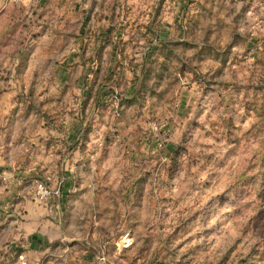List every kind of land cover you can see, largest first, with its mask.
Returning a JSON list of instances; mask_svg holds the SVG:
<instances>
[{
  "label": "rangeland",
  "instance_id": "rangeland-1",
  "mask_svg": "<svg viewBox=\"0 0 264 264\" xmlns=\"http://www.w3.org/2000/svg\"><path fill=\"white\" fill-rule=\"evenodd\" d=\"M0 264H264V0H0Z\"/></svg>",
  "mask_w": 264,
  "mask_h": 264
},
{
  "label": "crops",
  "instance_id": "crops-1",
  "mask_svg": "<svg viewBox=\"0 0 264 264\" xmlns=\"http://www.w3.org/2000/svg\"><path fill=\"white\" fill-rule=\"evenodd\" d=\"M75 122V123H74ZM74 122H73V126H76V121L74 120ZM20 160V161H19ZM19 163L20 162H23V159H20L19 158ZM19 168H22V167H19ZM18 174H20V175H22L23 174V172L21 171V172H17L15 175H18ZM17 177V176H16ZM17 179V182H13V184H12V186H15V188H13V189H11V196L12 197H15V196H18V195H21V193L20 192H22L21 191V189H19V187H17V185H16V183L19 185L20 184V180H19V178H16ZM19 190V191H18ZM61 191H62V195H63V193H64V191H63V189L61 188ZM39 203V202H38ZM38 203H32V205H33V207L35 208V209H37L38 210V212H40V214H37V215H39V218L37 217V220H38V222H36V223H34V225L35 224H37V226H40V224H43V225H45L44 227H39V229H41V231H40V233L39 234H37V232H35L34 231V225H33V223H31L30 225H28V227H27V225L24 227V229L26 230V232H27V234H28V241H29V243H31L32 245H34V246H37V243H39V241H40V239H41V237L39 236V235H44V232H45V227H48V225L46 224V222H49V220H45V219H43L42 220V218H41V216L40 215H48V207H44V206H39L38 205ZM64 204V203H63ZM24 205V204H23ZM63 206V205H62ZM56 209L58 210V209H62V207H61V205L59 204L57 207H56ZM56 210V211H57ZM55 211V212H56ZM51 213H54L53 211L51 212ZM56 214H57V212H56ZM33 219H34V217H32ZM57 224H58V222H57ZM56 224V226H58ZM38 229V230H39ZM28 231H30V232H28ZM45 237V236H44ZM46 239V241L44 242V243H48L49 241H48V238H45Z\"/></svg>",
  "mask_w": 264,
  "mask_h": 264
},
{
  "label": "built area",
  "instance_id": "built-area-1",
  "mask_svg": "<svg viewBox=\"0 0 264 264\" xmlns=\"http://www.w3.org/2000/svg\"><path fill=\"white\" fill-rule=\"evenodd\" d=\"M62 195L61 187L51 188L42 181H36L34 196L39 202H47L53 198H59Z\"/></svg>",
  "mask_w": 264,
  "mask_h": 264
}]
</instances>
